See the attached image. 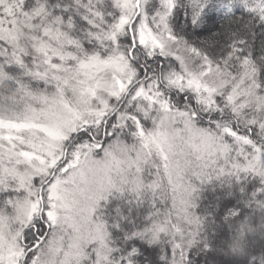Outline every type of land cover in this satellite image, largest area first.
<instances>
[{"label": "snow or ice", "instance_id": "6c2138e0", "mask_svg": "<svg viewBox=\"0 0 264 264\" xmlns=\"http://www.w3.org/2000/svg\"><path fill=\"white\" fill-rule=\"evenodd\" d=\"M0 264H264V0H0Z\"/></svg>", "mask_w": 264, "mask_h": 264}]
</instances>
